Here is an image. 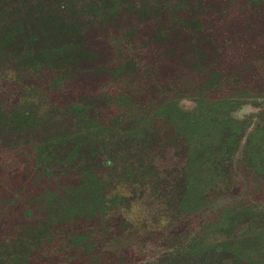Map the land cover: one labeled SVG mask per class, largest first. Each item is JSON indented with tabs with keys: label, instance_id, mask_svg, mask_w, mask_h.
Returning <instances> with one entry per match:
<instances>
[{
	"label": "trees",
	"instance_id": "obj_1",
	"mask_svg": "<svg viewBox=\"0 0 264 264\" xmlns=\"http://www.w3.org/2000/svg\"><path fill=\"white\" fill-rule=\"evenodd\" d=\"M111 25V55L99 63L100 53L86 48L85 28ZM81 62L90 64L84 76L100 78L99 88L62 103L51 99L64 82L54 74ZM0 69L23 86L17 99L0 90V142L19 135L11 145L25 149L22 175L46 179L24 212L37 210L34 220L0 239V264H36L40 256L47 264H111L108 244L115 264H139L142 257L264 264V0H0ZM45 69L53 80H44ZM37 101L65 115L66 127L35 136ZM246 104L261 110L237 117ZM120 132L158 149H183V189L165 228L173 233L175 219L195 223L172 239L151 233L150 242L142 238L124 253L114 247L125 239L113 237L105 219L115 198L108 197L103 168L51 170L59 146H68L62 161L71 162L84 149L98 154L94 140ZM151 168L141 172L157 173ZM63 174L68 179L59 182ZM235 189L233 199L208 207L217 191ZM121 224L126 231L129 223Z\"/></svg>",
	"mask_w": 264,
	"mask_h": 264
},
{
	"label": "rangeland",
	"instance_id": "obj_2",
	"mask_svg": "<svg viewBox=\"0 0 264 264\" xmlns=\"http://www.w3.org/2000/svg\"><path fill=\"white\" fill-rule=\"evenodd\" d=\"M115 30L116 27L113 25L103 28H85L87 37L86 48L95 49L100 53L97 58L99 63H107L109 60L111 54L107 38ZM147 30L148 28L145 25L140 28L139 38L141 40L144 38ZM7 64L8 62L6 66ZM88 69H90V64L87 62L75 65H62L60 71L54 75L64 82L62 85H59V88L53 87V90L49 92L51 99L62 103V101L74 94L92 93L93 90L99 88L101 82L99 77L96 79L95 76H84V73ZM79 70H82V74H77ZM6 74L7 72L0 69V90L5 89L7 92H16L17 99L21 96L23 86H20L16 81H12V79H15L13 75ZM44 76V80L47 81L54 79L50 69L44 73ZM39 104L42 105L39 112L41 120L40 127L35 136L45 137L58 128L62 130L66 127L68 119L65 115H54V113L48 111L47 105L41 102ZM185 104L189 107L192 106V102L190 101H186ZM260 110L261 108L255 107L252 104H246L239 108L235 115L239 118H244ZM261 111L264 112V108ZM19 137L17 134L8 133L1 138L2 142H0V239L16 235L21 226L34 220L35 213H38V211L33 210V215L28 217L24 213L25 209L31 206L30 198L32 195L43 190L46 185L45 178L34 182L32 177L22 175L27 161L25 149L23 146L15 148L11 145ZM95 142L99 143L98 154L94 156L88 155V149H84L83 156L71 162L62 161L67 154L68 146H59L55 160L51 164V170L55 174H58L60 170L66 173L88 164L103 168L102 180L107 183L108 197L115 198L111 204L112 209L105 219L111 225L110 231H112V236H120L121 233L122 238L125 239V241L119 243H117V240H113L118 245L114 247L118 253H124L128 244L137 242L142 238L150 242L147 236L151 235V233H155L154 236L163 234L167 238L172 239L173 234L178 236L177 233H186L188 229L195 225V223H188L187 220L178 222L175 219V225L172 227L173 233H167V228H165L168 222L175 218L173 207L176 206L178 194L183 189L181 176L182 168L186 162V158L182 154L183 149L173 146L158 149L154 143L143 139L133 142L126 138L123 132L115 136L104 137L103 142L94 140ZM92 143L89 141V144ZM152 166L157 173H153L152 175L141 172L143 168L146 170L153 169L151 168ZM60 177L59 182H64L68 179L67 175L64 174ZM143 179L145 182H143ZM236 191V189L229 192L224 190L221 193L217 191L212 195L214 199L208 204V207L213 208L233 199V196L238 194H236ZM239 193L242 194V191ZM4 197H6V201H4ZM11 197H14V200H11ZM39 214L42 215L43 213ZM123 221H127L129 224L125 228L126 231L122 232L123 224L121 223ZM117 229L120 231H116ZM155 240V243L158 244V241H160L159 236H156ZM177 240L174 238L173 241L176 243ZM107 250L112 252L107 257V261L115 264V258H111L114 250L110 244H108ZM188 259H184L183 263L195 264L197 262L200 264L198 260L195 262L194 258ZM47 262L48 260L40 256L36 264H47ZM80 263V261L75 260L73 264ZM139 264L164 263L159 258L151 259L147 257L144 259L142 257Z\"/></svg>",
	"mask_w": 264,
	"mask_h": 264
}]
</instances>
